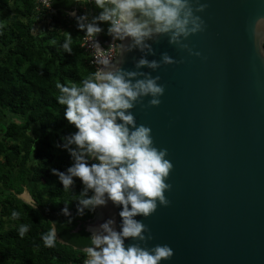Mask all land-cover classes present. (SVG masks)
I'll use <instances>...</instances> for the list:
<instances>
[{
	"label": "water",
	"instance_id": "1",
	"mask_svg": "<svg viewBox=\"0 0 264 264\" xmlns=\"http://www.w3.org/2000/svg\"><path fill=\"white\" fill-rule=\"evenodd\" d=\"M201 2L208 4L199 13L206 31L186 43L206 59L176 48L166 36L149 41L155 55L147 59L160 60L167 52L184 62L141 69L160 75L166 91L158 107L137 105L132 111L138 124L152 128L156 146L168 149L174 169L166 192L171 204L136 219L151 228L148 247L174 249L161 264H264V57L249 33L250 22L264 16V0ZM143 55L139 49L126 52L121 66L135 70ZM22 194L35 205L31 194ZM121 210L110 200L98 206L87 230L108 219L119 230Z\"/></svg>",
	"mask_w": 264,
	"mask_h": 264
},
{
	"label": "clouds",
	"instance_id": "2",
	"mask_svg": "<svg viewBox=\"0 0 264 264\" xmlns=\"http://www.w3.org/2000/svg\"><path fill=\"white\" fill-rule=\"evenodd\" d=\"M94 4L102 10L99 15L91 21L82 15L77 21L79 29L86 30V36L92 38L93 48L101 53L97 56L99 67L80 84H56L57 102L66 106L64 117L77 131L63 138V146L71 153L74 164L66 172L52 171L59 176L66 191L73 185L74 177L83 182L85 187L78 197L79 214L86 208L95 210L105 206L109 200L122 206L119 230L115 219L91 229L83 264H161L172 259L174 249L168 244L148 247V241L154 239L151 228L136 217L147 218L158 206L171 204L166 192L173 187L167 181L174 164L167 158L168 149L156 146L152 128L137 123L132 109L137 105L158 107L166 91V86L159 83L160 75L141 69L156 71L163 65L184 62L183 58L177 60L167 52L160 60L147 59L149 54L155 55L149 41L159 42L160 37L166 36L176 48L206 59L186 41L206 31V22L199 13L208 4L201 0H94ZM98 21L109 22L108 34L119 41L118 58L103 54L104 49L95 40L102 32ZM249 33L254 47L264 57V16L250 22ZM63 49L68 53L73 51L70 33ZM135 49L144 53L135 61V70L123 68L124 53ZM146 97L150 99L145 104ZM26 202L34 204L30 199ZM62 211L70 215L67 207ZM11 216L18 219L20 213L12 211ZM28 230V225H20L19 236L23 238ZM42 239L45 247H54L56 227L52 226ZM126 240L134 242L126 245Z\"/></svg>",
	"mask_w": 264,
	"mask_h": 264
},
{
	"label": "trees",
	"instance_id": "3",
	"mask_svg": "<svg viewBox=\"0 0 264 264\" xmlns=\"http://www.w3.org/2000/svg\"><path fill=\"white\" fill-rule=\"evenodd\" d=\"M101 11L94 0H0V264H82L86 257V223L96 209L79 214L83 182L74 177L66 191L52 171L74 164L63 138L77 131L57 102L56 84H80L97 70L82 46L86 30L77 17L91 21ZM97 23L102 32L96 37L107 47L110 24ZM69 33L72 53L63 49ZM26 189L35 205L20 197ZM22 224L29 226L23 238ZM52 226L57 239L49 248L42 235Z\"/></svg>",
	"mask_w": 264,
	"mask_h": 264
},
{
	"label": "built area",
	"instance_id": "4",
	"mask_svg": "<svg viewBox=\"0 0 264 264\" xmlns=\"http://www.w3.org/2000/svg\"><path fill=\"white\" fill-rule=\"evenodd\" d=\"M95 40H96V38H95ZM82 46L90 53L91 64H93L98 69L99 65L97 63V56L101 55V53H97L96 50L93 48L92 38H89L85 35L83 38V41H82ZM118 49H119V42H118V40H114V38L112 37L109 45L104 49L103 54L109 55L111 58L114 59L117 56ZM86 258L87 257H85V259ZM84 260H83V262H84ZM83 262H82V264H83Z\"/></svg>",
	"mask_w": 264,
	"mask_h": 264
},
{
	"label": "rangeland",
	"instance_id": "5",
	"mask_svg": "<svg viewBox=\"0 0 264 264\" xmlns=\"http://www.w3.org/2000/svg\"><path fill=\"white\" fill-rule=\"evenodd\" d=\"M44 1H46V0H44ZM29 194H30L29 191L26 189L24 191V193L22 194V196L25 195L26 198H29Z\"/></svg>",
	"mask_w": 264,
	"mask_h": 264
}]
</instances>
